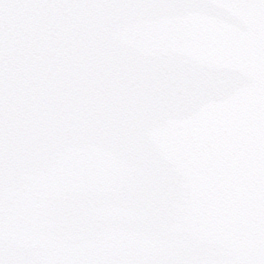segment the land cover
Returning a JSON list of instances; mask_svg holds the SVG:
<instances>
[{
  "label": "snow or ice",
  "instance_id": "6c2138e0",
  "mask_svg": "<svg viewBox=\"0 0 264 264\" xmlns=\"http://www.w3.org/2000/svg\"><path fill=\"white\" fill-rule=\"evenodd\" d=\"M0 264H264V0H0Z\"/></svg>",
  "mask_w": 264,
  "mask_h": 264
}]
</instances>
